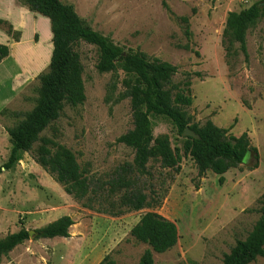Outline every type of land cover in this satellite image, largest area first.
<instances>
[{"label": "rangeland", "instance_id": "obj_1", "mask_svg": "<svg viewBox=\"0 0 264 264\" xmlns=\"http://www.w3.org/2000/svg\"><path fill=\"white\" fill-rule=\"evenodd\" d=\"M61 1L125 52L139 49L175 65V83L191 73L194 100L187 111L193 121L203 125L211 120L236 136L247 132L258 152H250L241 167L225 173L223 184L213 172L199 177L190 158H183L179 171L152 161L148 172L139 177V185L161 203L110 216L83 207L35 161L34 151H20L15 167L0 174V239L21 228L35 231L63 215H70L74 224L68 238L34 234L4 256L1 264H100L107 256L116 264H139L148 245L137 241L131 230L149 211L175 222L179 231L174 247L154 252L157 264H222L224 254L253 229L264 194V19L247 33L249 62L238 53L228 65L222 37L229 12L254 3L264 6V0ZM182 17L189 19V35ZM0 21V44L10 48L0 63L2 165L11 149L7 128L35 106L39 77L48 70L53 43L50 20L21 0H0ZM6 23L20 31L19 41L8 34ZM73 49L83 64L86 101L75 108L66 106L42 136L64 144L82 168L105 180L117 167L132 163L135 155L117 142L133 128L130 100L120 98L124 74L119 71L120 82L112 93L113 74L97 69L98 47L78 40ZM196 72L201 77L193 75ZM151 119L155 136L167 134L173 146L181 144L167 117L152 115ZM251 264H264V256Z\"/></svg>", "mask_w": 264, "mask_h": 264}, {"label": "trees", "instance_id": "obj_2", "mask_svg": "<svg viewBox=\"0 0 264 264\" xmlns=\"http://www.w3.org/2000/svg\"><path fill=\"white\" fill-rule=\"evenodd\" d=\"M21 2L31 11L50 20L53 51L47 72L39 77L35 106L15 125L7 128L11 149L7 161L0 165V174L15 167L20 151H34L35 161L83 207L110 216H120L161 203L145 193L139 185V177L148 172L147 165L152 161L159 162L164 168L179 171L183 158H190L197 167L199 177L213 172L220 176L219 183L223 184L225 173L241 167L250 152L257 154V148L252 146L247 132L236 136L230 133V128L217 126L211 120L203 125L193 121L187 111L194 100L191 73L185 74L184 81L175 83L173 78L178 72L175 65L150 57L139 49L129 48L125 52L110 37L87 26L74 7L61 0ZM262 19L264 6L259 3L228 13L222 37L228 65L238 53L249 62L247 33ZM181 21L186 24L185 33L189 35V19L182 17ZM6 25L8 34L19 41L20 31L15 30L10 23ZM78 40L98 47L100 58L97 69L100 73L113 74V82L109 86L112 93L120 82L117 78L119 71L123 72L120 98H128L131 105L133 128L122 134L117 142L134 151L133 162L117 167L105 180L82 168L74 152L64 144L42 136L60 118L66 106L75 108L86 101L84 68L79 53L73 49V44ZM185 48L190 49V46ZM9 54V46L0 44V63ZM193 75L201 77L202 74L196 72ZM152 115L167 117L174 124L181 136L180 145L173 146L167 134L154 135ZM187 127L197 133L199 138L184 136ZM38 142L40 144L34 149ZM160 197H165V194ZM259 205L260 216L253 229L224 254L222 264H251L264 256V194L259 199ZM73 224L70 215H63L37 228L36 238H68ZM131 235L148 245L139 264H157L154 252L168 251L179 239L176 223L156 211L144 214L131 230ZM29 238V230L21 228L0 239V264L4 256ZM100 264H116V261L107 256Z\"/></svg>", "mask_w": 264, "mask_h": 264}, {"label": "water", "instance_id": "obj_3", "mask_svg": "<svg viewBox=\"0 0 264 264\" xmlns=\"http://www.w3.org/2000/svg\"><path fill=\"white\" fill-rule=\"evenodd\" d=\"M184 136L186 137H193L195 139L199 138V135L197 133H195L193 130H191L189 127H187L183 133ZM249 154H247L246 159L248 157ZM30 234V238L36 234V231H29Z\"/></svg>", "mask_w": 264, "mask_h": 264}]
</instances>
